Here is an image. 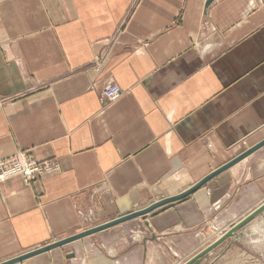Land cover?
Segmentation results:
<instances>
[{
    "label": "crops",
    "instance_id": "crops-1",
    "mask_svg": "<svg viewBox=\"0 0 264 264\" xmlns=\"http://www.w3.org/2000/svg\"><path fill=\"white\" fill-rule=\"evenodd\" d=\"M263 138L264 0H0V158L57 160L0 182V262L180 192ZM263 199L264 144L145 217L11 264H180L208 225Z\"/></svg>",
    "mask_w": 264,
    "mask_h": 264
},
{
    "label": "rangeland",
    "instance_id": "rangeland-1",
    "mask_svg": "<svg viewBox=\"0 0 264 264\" xmlns=\"http://www.w3.org/2000/svg\"><path fill=\"white\" fill-rule=\"evenodd\" d=\"M93 61H95V56L93 58ZM93 61L91 62V67L93 69H95L94 64L92 65ZM102 66L103 65H101L99 69H95V70H100ZM103 91H104V88H103ZM103 96H104V94H103ZM109 101H112V100H109ZM245 149L246 148L241 149L238 153H240L241 151H243ZM21 152L25 153L26 156H28V157L37 158L34 156V154L31 152V150L20 149V150H17L16 152H14L10 155H7L5 157L0 158V160H4L5 158H8L12 155H17L18 153H21ZM44 159H47V158H44ZM48 159H55V158H48ZM45 174H47V173H45ZM169 195H172V194H169ZM169 195H166V196H169ZM162 197H165V196H160L159 198H162ZM159 198H156L155 200H157ZM177 200H179V199H177ZM263 201H264V199L261 200L258 203V205L261 204V202H263ZM144 206H146V205H144ZM144 206H142V207H144ZM139 208H141V207H139ZM135 209H137V208H135ZM131 210H133V209H131ZM237 221L233 222L230 226H226L223 228H220L219 226H215V225L210 226L211 224L208 225L207 229H209V230H208V232H206L205 242H204V244H201L199 246V248L193 254V256L195 254H197L198 252H200L205 247H207L208 245L215 242L218 238L223 236V234L226 232V230H228ZM191 257L192 256H189L185 260H180L179 263L182 264L185 261H187L188 259H190ZM196 264H264V210L261 211L260 213H258L256 216H254L251 220H249L243 226L237 228L235 231V234L228 235L226 238H224L220 243H218L216 246H214L209 251V253L205 254L201 258V260L199 262H197Z\"/></svg>",
    "mask_w": 264,
    "mask_h": 264
},
{
    "label": "water",
    "instance_id": "water-1",
    "mask_svg": "<svg viewBox=\"0 0 264 264\" xmlns=\"http://www.w3.org/2000/svg\"><path fill=\"white\" fill-rule=\"evenodd\" d=\"M263 144H264V138L262 140H260L259 142H257L256 144H254V145L246 148L245 150L241 151L240 153L236 154L235 156H233L231 159H229L225 163H223L220 166L216 167L211 172H209L208 174H206L205 176L200 178L198 181H196L194 184H192L191 186H189L188 188L184 189L181 192H178L176 194H172V195H169V196H165V197L159 198L157 200L152 201L151 203L147 204L144 207L133 209V210H129V211L121 213L118 216H116V217H114V218H112V219H110L108 221H105L103 223L97 224V225L92 226L90 228L83 229L81 231H78L76 233L70 234V235L65 236L63 238H59L57 240H54V241H52L50 243H47V244H44L42 246L33 248V249L28 250L26 252H23V253H21V254H19L17 256H14L12 258H9V259H6L4 261H1L0 264H11V263H14V262H17V261H21V260H23V259H25V258H27V257H29L31 255H34L36 253L45 251V250L53 248L55 246H59L61 244L69 242V241H71L73 239H76V238L82 237L84 235L96 232L97 230H100V229H103V228H107V227H109L111 225H114V224H116L118 222H121V221L129 219V218H133V217H136V216L145 217L149 212H151L155 208H157V207H159L161 205H164L166 203L172 202L174 200L183 198V197L191 194L196 189H198L203 184H205L210 178H212L213 176L217 175L218 173L224 171L225 169H227L231 165L235 164L239 160L243 159L244 157H246L247 155H249L250 153H252L256 149L261 147ZM263 210H264V201L261 202V204H259L253 210H251L248 214L243 216L240 220H238L228 230H226V232L223 234V236L218 238L215 242H213L212 244L208 245L207 247L202 249L200 252H198L197 254H195L194 256H192L190 259H188L187 261H185L182 264H196L197 262H199L201 260V258L205 254L209 253V251L214 246H216L218 243H220L228 235L235 234V231H236L237 228L243 226L245 223H247L249 220H251L254 216H256L258 213H260Z\"/></svg>",
    "mask_w": 264,
    "mask_h": 264
},
{
    "label": "built area",
    "instance_id": "built-area-1",
    "mask_svg": "<svg viewBox=\"0 0 264 264\" xmlns=\"http://www.w3.org/2000/svg\"><path fill=\"white\" fill-rule=\"evenodd\" d=\"M109 51L103 49L95 54L93 61L95 69H99L104 64ZM122 93L120 85L111 80L104 87V97L108 100H116ZM57 167L55 159H37L26 156L25 153L12 155L4 160H0V182L15 175H21L26 181L33 180L36 176L51 172Z\"/></svg>",
    "mask_w": 264,
    "mask_h": 264
},
{
    "label": "bare ground",
    "instance_id": "bare-ground-1",
    "mask_svg": "<svg viewBox=\"0 0 264 264\" xmlns=\"http://www.w3.org/2000/svg\"><path fill=\"white\" fill-rule=\"evenodd\" d=\"M257 207V206H256Z\"/></svg>",
    "mask_w": 264,
    "mask_h": 264
}]
</instances>
